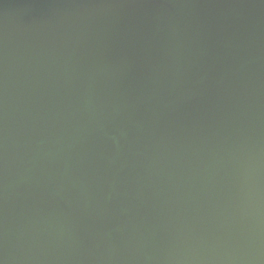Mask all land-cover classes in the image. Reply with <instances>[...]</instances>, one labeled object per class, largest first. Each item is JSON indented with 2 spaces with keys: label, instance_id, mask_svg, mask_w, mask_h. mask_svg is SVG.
Segmentation results:
<instances>
[{
  "label": "water",
  "instance_id": "95a60500",
  "mask_svg": "<svg viewBox=\"0 0 264 264\" xmlns=\"http://www.w3.org/2000/svg\"><path fill=\"white\" fill-rule=\"evenodd\" d=\"M0 264H264V0H0Z\"/></svg>",
  "mask_w": 264,
  "mask_h": 264
}]
</instances>
